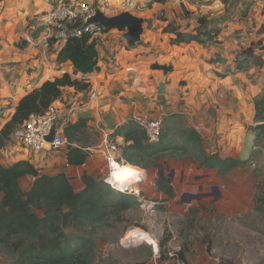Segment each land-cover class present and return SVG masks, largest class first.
I'll return each instance as SVG.
<instances>
[{
  "label": "crops",
  "instance_id": "crops-1",
  "mask_svg": "<svg viewBox=\"0 0 264 264\" xmlns=\"http://www.w3.org/2000/svg\"><path fill=\"white\" fill-rule=\"evenodd\" d=\"M79 2L105 4L107 11L115 12L113 15L127 12L143 22L140 41L135 45L127 42L125 31L111 29L105 32L96 44L97 71L87 77L74 74L70 62H57L62 47L52 45L44 49L38 39L22 45L41 26L43 16L50 8ZM121 2L0 0V130L11 119L23 96L66 73L72 80L85 81L93 86L97 93L96 102L83 104L87 100L83 97L86 94L66 87L53 105L60 110V117L66 116L68 108L73 106L77 112L90 113L88 130L98 135V142L94 144L76 142L75 147L87 154L81 166L67 164V147L57 152L31 153L11 136L9 143L0 149L1 166L8 168L17 162H29L39 175L65 174L74 191H80L83 174L99 180L108 170V162L100 151L101 137L92 128L97 113L116 146L112 153L114 160L120 159L121 164L122 149L128 144L121 136L113 135L117 129L130 121L164 120L172 115L180 117L175 122L178 127L192 128L200 135L208 155L238 158L246 132L255 125L254 101L264 92V65L255 67L244 63V69L240 71L236 65L243 63L241 50L251 44L264 61V50H259L264 47V0H141L132 10L114 7L113 4L120 5ZM200 18L205 21L204 29L217 31L216 37L203 44L173 42L176 36L170 32L172 27L180 28L183 34L196 35L202 28L197 23ZM153 65L170 67L171 71L164 73L154 69ZM161 85L162 94L159 93ZM143 145L147 143L144 141ZM251 158L259 160V168L264 172V138L255 140ZM157 166L162 165L153 164L147 170L135 168L150 174V170L157 169ZM212 172L218 175L217 171ZM156 178L151 187L156 198L154 202L159 200L164 205L168 201L163 202L165 196L157 192ZM181 178L187 179V173H182ZM22 181L29 186L33 178L25 177ZM152 252L157 256L158 248L155 251L152 247ZM185 259L186 264H220L206 251L191 257L185 255ZM172 262L177 264L174 259Z\"/></svg>",
  "mask_w": 264,
  "mask_h": 264
},
{
  "label": "trees",
  "instance_id": "trees-1",
  "mask_svg": "<svg viewBox=\"0 0 264 264\" xmlns=\"http://www.w3.org/2000/svg\"><path fill=\"white\" fill-rule=\"evenodd\" d=\"M197 23L202 28L196 35L183 34L180 28L172 27L170 32L176 36L173 42L195 41L203 44L216 37L215 29H204V19H198ZM254 46L251 44L241 50L240 58H243V63H237V70H243L244 63L246 66L263 67L262 55L254 52ZM259 50L263 51L264 47ZM97 60L96 45L90 41L88 35L68 39L57 54L58 63L70 62L74 74L83 77L97 71ZM153 68L164 73L171 71L170 67L165 66L153 65ZM66 87L85 94L90 89L88 82L72 80L65 73L28 92L19 100L11 119L0 130V149L9 143L14 130L29 115L43 114L61 97L62 89ZM179 119L180 117L172 115L162 120V132L156 145H143L145 134L136 121H130L117 129L113 135L121 136L128 144L122 149L123 164L147 170L153 166L155 159L166 155L187 156L193 152L194 156L190 160L196 164V169L217 171L220 177L247 165L238 158L208 155L204 150L203 140L192 128L180 126L174 133L170 126ZM254 121L252 131L256 139L260 140L264 138V92L254 101ZM87 130V121L82 119L63 129L69 145L66 154L68 165L81 166L85 163L87 154L81 148L75 147V144L77 136ZM115 162L120 164L121 160ZM25 177H31L33 181L23 191L20 182ZM81 181L83 188L76 192L63 173L39 175L29 162L24 161L8 168L0 165V246L15 254L13 264H90L93 245L87 238V229L99 228L107 224L111 217L119 220L123 213L139 205L137 197L123 192L117 193L103 181L87 174L82 175ZM155 188L165 196L166 200L163 202L175 198L174 190L164 175L155 179ZM257 201L260 205L255 210L264 215V199ZM165 240L160 242L161 247ZM184 253H177L182 264H186ZM160 258H163L162 255Z\"/></svg>",
  "mask_w": 264,
  "mask_h": 264
},
{
  "label": "rangeland",
  "instance_id": "rangeland-1",
  "mask_svg": "<svg viewBox=\"0 0 264 264\" xmlns=\"http://www.w3.org/2000/svg\"><path fill=\"white\" fill-rule=\"evenodd\" d=\"M89 6L106 17L117 16L107 11L105 4L93 2ZM178 125L170 126L174 133ZM76 142L94 144L98 142V135L89 129L78 135ZM192 156L194 153L190 152L187 156L166 155L155 159V165L163 166L165 177L173 172L170 184L176 191L175 198L164 205L159 200L154 202L156 198L152 193V180L158 174L156 168L150 170V174L142 171V179L131 183L128 189L116 191L108 186L117 193L138 197L139 205L123 213L119 220L111 217L107 224L87 229V238L93 245L90 264H159L163 261L174 264L172 259L178 260L177 253L181 251L188 257L206 251L220 264H264V215L255 210L260 205L257 200L264 199V172L259 168V160L249 157L244 168L220 177L212 171L196 169V164L190 160ZM250 162L256 164L255 169ZM185 172L188 180L181 178ZM108 173L105 171L99 180L105 183ZM26 186L28 183L20 182L23 191ZM188 195L198 198L187 203ZM133 230L152 238L158 248L157 256L152 252L154 243L150 245L142 238L125 240L126 234ZM164 239L166 242L161 247ZM168 253L177 258L169 257ZM14 258L13 252L0 246V264H13Z\"/></svg>",
  "mask_w": 264,
  "mask_h": 264
},
{
  "label": "built area",
  "instance_id": "built-area-1",
  "mask_svg": "<svg viewBox=\"0 0 264 264\" xmlns=\"http://www.w3.org/2000/svg\"><path fill=\"white\" fill-rule=\"evenodd\" d=\"M141 0H122L119 7L122 10L135 9ZM94 10L84 2L76 4H61L50 8L41 20V26L44 27L38 41L44 49H49L52 45L63 47L65 42L70 38H80L88 35L90 41L95 45L98 39L105 33V29L97 23H89L88 19L93 15ZM27 43L33 40L28 38ZM83 104L89 101L96 102L97 93L94 87L90 86L86 94ZM77 108L73 106L68 108V114L60 117V110L55 105H50L48 109L41 115L31 114L28 118L18 126L13 134V140L21 147L31 153H40L43 151L57 152L68 145L63 135V129L76 118ZM162 120H137V125L145 134V142L147 145H156L159 142L162 132ZM92 128L100 135L101 145L100 151L104 154L108 164L115 161L112 155L116 151V146L110 139V134L103 126V120L99 113L93 121ZM53 131L52 140L48 142L46 138ZM251 168L255 169L256 164L251 163ZM106 182V180H104ZM107 184V183H105ZM109 186V185H108ZM156 243L152 245L156 248ZM169 257L177 258L170 253ZM177 264H181L176 260Z\"/></svg>",
  "mask_w": 264,
  "mask_h": 264
},
{
  "label": "water",
  "instance_id": "water-1",
  "mask_svg": "<svg viewBox=\"0 0 264 264\" xmlns=\"http://www.w3.org/2000/svg\"><path fill=\"white\" fill-rule=\"evenodd\" d=\"M89 23H97L101 27H103L106 31H109L111 29H118L121 31H125L124 37L127 40V42L130 45H135L139 43L140 36L142 34V20L138 19L129 13H121L114 17H106L103 15L100 11H94L93 15L88 19ZM44 27L40 26L36 29V31L31 35L32 40H37L40 36V34L43 32ZM23 46L27 45V41L22 42ZM163 86L161 85L159 87V93L162 94ZM92 115L88 112H77L76 113V119L77 120H91ZM105 122L108 127H112V125L108 122V119L105 118ZM53 131L50 133V135L46 138L48 142L52 140ZM256 136L253 133L252 130H249L246 132L244 137L243 145L239 151L238 154V160L241 163H248L249 157L251 155V152L254 148ZM157 169L159 171L158 177L163 176V168L162 166H157ZM173 176V172L168 175V182L170 183V178ZM189 200L195 199V196H188Z\"/></svg>",
  "mask_w": 264,
  "mask_h": 264
},
{
  "label": "bare ground",
  "instance_id": "bare-ground-1",
  "mask_svg": "<svg viewBox=\"0 0 264 264\" xmlns=\"http://www.w3.org/2000/svg\"><path fill=\"white\" fill-rule=\"evenodd\" d=\"M108 172L105 183L113 187L116 191L126 189L128 186L132 185L131 183L142 179L143 176L140 169L128 164H119L115 161H111L110 164H108ZM141 238L145 239L150 245L154 243L149 235L138 230L129 231L125 236V240ZM156 250L157 248H155V251Z\"/></svg>",
  "mask_w": 264,
  "mask_h": 264
},
{
  "label": "flooded vegetation",
  "instance_id": "flooded-vegetation-1",
  "mask_svg": "<svg viewBox=\"0 0 264 264\" xmlns=\"http://www.w3.org/2000/svg\"><path fill=\"white\" fill-rule=\"evenodd\" d=\"M200 191H201V189H200ZM187 197H188V196H187ZM196 198H198V196H195V199H196ZM187 199H189V198H187Z\"/></svg>",
  "mask_w": 264,
  "mask_h": 264
}]
</instances>
